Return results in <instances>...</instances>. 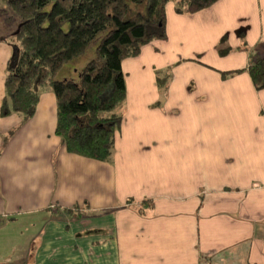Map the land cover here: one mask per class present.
Wrapping results in <instances>:
<instances>
[{
    "label": "crops",
    "instance_id": "1",
    "mask_svg": "<svg viewBox=\"0 0 264 264\" xmlns=\"http://www.w3.org/2000/svg\"><path fill=\"white\" fill-rule=\"evenodd\" d=\"M165 16L166 38L121 62L109 160L66 151L50 88L29 119L0 116V264H264V89L246 71L264 0ZM12 51L0 40V104Z\"/></svg>",
    "mask_w": 264,
    "mask_h": 264
},
{
    "label": "trees",
    "instance_id": "2",
    "mask_svg": "<svg viewBox=\"0 0 264 264\" xmlns=\"http://www.w3.org/2000/svg\"><path fill=\"white\" fill-rule=\"evenodd\" d=\"M169 1L176 13L189 15L217 0H6L20 23L6 64L0 116L17 113L23 121L29 119L39 100V88L48 85L55 97V134L66 151L109 160L126 100L121 62L137 57L145 44L166 38ZM65 22L69 23L66 30ZM99 35L93 58L75 69L73 62ZM63 68L69 75L55 78ZM246 71L254 88L264 89V57L257 55ZM166 72L169 68L156 73L161 92L167 87Z\"/></svg>",
    "mask_w": 264,
    "mask_h": 264
},
{
    "label": "rangeland",
    "instance_id": "3",
    "mask_svg": "<svg viewBox=\"0 0 264 264\" xmlns=\"http://www.w3.org/2000/svg\"><path fill=\"white\" fill-rule=\"evenodd\" d=\"M50 8V5L46 7V10ZM20 23V20L13 14L11 9L9 8L8 4L6 3V0H0V40L5 41L12 49V47L16 44V40L14 38V31L17 28V25ZM68 22H65L63 24V29L66 30L68 29ZM100 38V35L88 46L87 50L85 53L79 57L77 60L73 62L75 65L74 68L80 69L83 67L89 60L93 58L94 55V49L95 46ZM142 48V47H141ZM70 64H67L65 67H69ZM67 68H63L59 73H57L55 78H63L68 74ZM168 69V68H167ZM166 70V69H165ZM170 72V68H169ZM169 72L166 74L169 76ZM49 88L48 85L44 86ZM43 89V88H39ZM115 206L113 205L112 201L108 202V208H114Z\"/></svg>",
    "mask_w": 264,
    "mask_h": 264
}]
</instances>
